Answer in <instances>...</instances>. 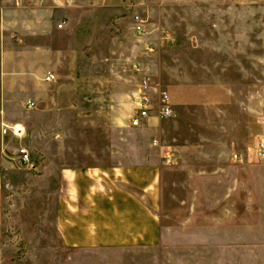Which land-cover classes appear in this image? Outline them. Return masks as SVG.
<instances>
[{"label":"crops","instance_id":"1","mask_svg":"<svg viewBox=\"0 0 264 264\" xmlns=\"http://www.w3.org/2000/svg\"><path fill=\"white\" fill-rule=\"evenodd\" d=\"M253 6L0 0V264L208 263L187 255L201 240L166 238L165 177L202 163L214 123L215 138L224 135L213 112L241 101L232 162L215 141V173L221 183L231 169L232 201L240 196L254 212L253 190L243 194L264 182L255 151L264 135H256L264 129V32ZM155 71L168 74L158 77L166 88ZM144 77L168 93L173 115L158 117L151 88L150 116L133 127ZM21 147L34 169L12 160ZM235 226L226 231L236 238L216 246L256 247V228Z\"/></svg>","mask_w":264,"mask_h":264},{"label":"rangeland","instance_id":"2","mask_svg":"<svg viewBox=\"0 0 264 264\" xmlns=\"http://www.w3.org/2000/svg\"><path fill=\"white\" fill-rule=\"evenodd\" d=\"M168 2L169 0H162ZM232 0H224L225 5H231ZM235 1V0H234ZM241 5L246 1H253V9L256 30L264 32V0H239ZM170 11V8H166ZM264 40L257 43V48L264 47ZM150 47V46H149ZM154 48V47H153ZM150 47V49H153ZM152 80L161 84L164 88L166 85L159 81L158 77L167 81L168 74L165 72H153ZM240 98V97H239ZM238 98V99H239ZM240 104L221 107L218 112H213L214 118H218L217 124L223 131L222 137L215 138L217 132L215 123L213 131H209V142L207 151L204 153L202 163H191L186 169L180 168L168 171L165 177L164 185V204L162 209L163 222L167 225L165 236L171 240H201L206 243L205 246L198 248H187V255H202L207 258V264H233L232 258L236 260L234 264H264V182L245 185L243 194H249L248 188L253 190L255 196L254 212L248 213L247 200L240 196L232 201V170L229 169L224 175L221 183L216 179L215 162L217 161V145L215 141L223 140L224 151L221 159L232 162L231 140L239 129V124L243 120L240 112ZM261 105H257L259 107ZM198 111V110H197ZM200 120H197V123ZM262 127V126H261ZM256 127V135L264 133V129ZM255 151L260 161L264 159L259 156V147L264 140V135L258 136ZM253 149V148H252ZM227 162H225L226 164ZM242 173H240L241 175ZM256 176L258 175L256 172ZM239 173L236 172V176ZM244 176L245 173H243ZM224 197V200L222 199ZM233 212V214H232ZM239 226L240 230L247 225L256 228V247H220L216 246L222 238L225 243H231L236 238L229 237L232 232H227L232 225ZM190 225V226H188ZM216 225L223 226L224 230L216 229ZM188 226V228H187ZM235 226V227H236ZM243 226V227H242ZM187 228V229H186ZM185 229V230H184ZM218 231V232H217ZM14 236V235H13ZM223 236V237H221ZM19 241L21 238L16 236ZM231 240V241H229ZM239 260V263L237 262ZM247 260H250L247 261Z\"/></svg>","mask_w":264,"mask_h":264},{"label":"built area","instance_id":"3","mask_svg":"<svg viewBox=\"0 0 264 264\" xmlns=\"http://www.w3.org/2000/svg\"><path fill=\"white\" fill-rule=\"evenodd\" d=\"M135 19L138 23H144V20L140 16H136ZM140 33L145 34V30H142ZM150 47L153 48V45L150 44ZM151 88L156 89V92L160 98L157 104L158 117L160 119H166L173 115V109L170 104L168 93L164 90H161L158 85H154L150 77H144L141 83L138 114L132 119L131 122L133 127H140L144 125L150 116V109L153 103L152 99L149 97L148 91ZM259 156L260 158L264 159V140L261 142L259 147ZM12 160L18 162V164L23 168L29 170L35 168L31 158V151L28 147H21Z\"/></svg>","mask_w":264,"mask_h":264}]
</instances>
